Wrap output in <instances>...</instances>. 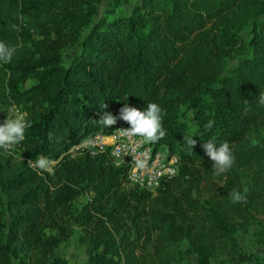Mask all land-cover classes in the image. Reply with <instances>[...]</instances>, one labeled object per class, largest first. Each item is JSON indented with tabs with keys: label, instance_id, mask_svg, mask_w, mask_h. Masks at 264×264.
Returning a JSON list of instances; mask_svg holds the SVG:
<instances>
[{
	"label": "trees",
	"instance_id": "trees-1",
	"mask_svg": "<svg viewBox=\"0 0 264 264\" xmlns=\"http://www.w3.org/2000/svg\"><path fill=\"white\" fill-rule=\"evenodd\" d=\"M0 42L16 49L0 61V123L10 106L31 122L0 149V264H57L49 228L62 211L89 227L81 264L246 259L234 221L264 210V0H0ZM152 102L165 113L155 144L180 158L154 191L129 184L109 148L64 154L51 173L30 165L111 134L103 112ZM209 140L230 145L223 174L201 147Z\"/></svg>",
	"mask_w": 264,
	"mask_h": 264
},
{
	"label": "clouds",
	"instance_id": "clouds-1",
	"mask_svg": "<svg viewBox=\"0 0 264 264\" xmlns=\"http://www.w3.org/2000/svg\"><path fill=\"white\" fill-rule=\"evenodd\" d=\"M16 52L14 47H10L3 42H0V61L4 63H10ZM264 99V97H262ZM107 105H104L106 108ZM164 110L157 103H149L144 110H140L137 107L129 106L127 103L119 109L118 116H114L109 112H103L100 119L96 122L103 127L110 128L117 123V120L126 122L129 127L122 129L127 135L139 136L145 143L155 144L163 139L166 135V131L162 126V120L164 116ZM213 121H209L205 125L206 129H211ZM31 126V122L21 115L15 118H6L3 123H0V149L5 151L12 150L15 146L21 144L25 139V130ZM51 139V135L49 136ZM186 145L193 150L197 141L193 139V136L183 137ZM86 147H94L92 140H86ZM201 147L204 153L212 161V167L217 175L227 172L235 164V158L228 142H223L217 146L212 140H209ZM34 167L51 171L50 161L47 157H41L34 162H29ZM144 161H138V164L142 167ZM246 191V190H245ZM232 201L246 202V197L240 192H232L229 194Z\"/></svg>",
	"mask_w": 264,
	"mask_h": 264
},
{
	"label": "built area",
	"instance_id": "built-area-1",
	"mask_svg": "<svg viewBox=\"0 0 264 264\" xmlns=\"http://www.w3.org/2000/svg\"><path fill=\"white\" fill-rule=\"evenodd\" d=\"M128 127L126 122L118 119L111 134L104 135L100 132L93 134L70 147L60 157L49 159L52 170L42 171L51 173L64 154L74 156L83 152L85 148L90 149L93 153L109 148L114 164L127 168V180L130 184L154 191L162 181L169 180L177 174L180 158L176 153H168L161 145L145 143L139 136L127 135L122 129ZM105 137H111V140L106 141ZM89 139L94 142V147L85 146L84 142ZM140 160L145 162L142 167L138 164ZM30 165L34 167L33 164L30 163Z\"/></svg>",
	"mask_w": 264,
	"mask_h": 264
},
{
	"label": "rangeland",
	"instance_id": "rangeland-1",
	"mask_svg": "<svg viewBox=\"0 0 264 264\" xmlns=\"http://www.w3.org/2000/svg\"><path fill=\"white\" fill-rule=\"evenodd\" d=\"M2 114L4 120L21 116L19 110L14 106L5 108ZM214 184L221 185L216 179H214ZM131 185L138 187L134 184ZM88 199V195H82L75 199L74 206L80 208ZM234 224L237 227V235L244 252L242 253L246 259L242 263L233 259L232 263L264 264V210H255L252 220L245 215H238L235 217ZM49 232L56 241L53 255L57 264H81L85 261L89 227L75 225L72 220H68L66 212L62 211L58 219L50 224ZM181 249L182 253H185V260L194 258V255L187 254L184 243L180 244Z\"/></svg>",
	"mask_w": 264,
	"mask_h": 264
},
{
	"label": "bare ground",
	"instance_id": "bare-ground-1",
	"mask_svg": "<svg viewBox=\"0 0 264 264\" xmlns=\"http://www.w3.org/2000/svg\"><path fill=\"white\" fill-rule=\"evenodd\" d=\"M104 140L110 141L111 140V137H105Z\"/></svg>",
	"mask_w": 264,
	"mask_h": 264
}]
</instances>
